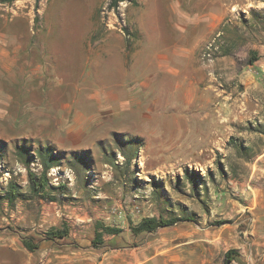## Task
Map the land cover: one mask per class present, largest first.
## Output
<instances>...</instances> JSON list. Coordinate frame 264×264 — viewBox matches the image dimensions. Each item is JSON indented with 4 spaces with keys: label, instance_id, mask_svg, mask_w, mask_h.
Segmentation results:
<instances>
[{
    "label": "rangeland",
    "instance_id": "374dc122",
    "mask_svg": "<svg viewBox=\"0 0 264 264\" xmlns=\"http://www.w3.org/2000/svg\"><path fill=\"white\" fill-rule=\"evenodd\" d=\"M47 1L0 3V35L9 29L16 41L17 32L40 28L46 75L67 86L43 95V86L31 85L23 94L17 50L0 46V193L12 183L24 196L0 199V229L37 245L69 240L98 260L161 233L198 232L221 238L205 245L213 258L232 250L227 264L241 263L242 254L247 264H264V229L255 224L256 210L244 208L264 191V0H123L114 9L110 0H52L41 26ZM171 8L186 15L187 28L176 27ZM145 12L156 18L147 22L151 40L138 55L141 68L159 72L158 55L177 41V73L140 79L152 91L136 101L135 115L117 116L112 104L99 111L93 99L113 103L123 87L112 38L121 36L126 50L139 40L133 46L141 48ZM104 36L112 37L105 52L93 47ZM65 127L73 130L67 138ZM37 142L60 155L46 175L47 193L65 186L55 204L29 189L27 171H42ZM20 145L32 156L28 163L19 161ZM148 218L172 223L135 232ZM63 227V238L51 235Z\"/></svg>",
    "mask_w": 264,
    "mask_h": 264
},
{
    "label": "crops",
    "instance_id": "0c3cea01",
    "mask_svg": "<svg viewBox=\"0 0 264 264\" xmlns=\"http://www.w3.org/2000/svg\"><path fill=\"white\" fill-rule=\"evenodd\" d=\"M50 1L52 0L46 2L45 6L43 7V12L39 16V24L41 26H43L42 21L47 9V5L50 3ZM171 9L173 11L172 14L175 15L174 18L176 22H178L176 27L181 28V30L187 28L189 24L183 22L186 20V15L177 13V9L175 8ZM140 17H143L141 20H144V24L139 25V29H141V32L143 33V39H141V41L142 43L145 42L149 44L148 42L151 40V37L148 34L146 27L150 26L147 22L155 20V13L145 12V14ZM196 17L197 14H195V18ZM38 29L40 28L35 30L28 28L17 32L16 41L9 38L15 36L13 35L15 32H11L9 29L1 31L3 34L0 35V46H7L13 48V50H17V67L19 70V78L21 79V88H23L22 93L26 94L28 92L26 87L31 85L43 86L41 89L43 95L57 86H63V88L67 90V86L64 84L62 85L61 83L57 84L56 79L53 78L52 75H46L48 72L47 65H45L43 62L45 49L43 45H45V42L42 37H37ZM111 38L112 37L104 36L100 39H97L94 41L93 47L97 46L99 51L102 50L105 52L107 47L111 46L109 43ZM112 39L119 42V47L116 51L121 57V75L123 77L121 84H123V87L121 86L122 89L120 90L119 94L116 93L113 103H109L108 101L110 100L101 98V96L93 100L96 101V106L98 107L99 111L101 110L105 112L111 110L112 104L114 107L113 112L117 116H126L127 114L135 115L137 112L141 111L140 105L142 104L141 102L137 103L136 101H145L148 99L152 91V86L148 85L150 82L147 83L138 81L142 78H149L155 74H161L165 72L167 74L175 75L177 72L173 67V62H176L178 59L182 58L183 55L179 56L178 42L174 41L173 46L168 50V52L161 53L157 57L156 65L159 72H144L139 64V62L143 60L144 57L138 55L139 53L143 52L142 49L144 48L145 43H143L141 48L134 47L133 44L135 42L138 44L139 40L137 41L132 39V41L135 42H133L130 48L126 50L125 45L122 43L123 38L121 36H114ZM138 49H140V51H138ZM6 60L14 61L12 57H7ZM31 61L33 63H31ZM143 63L146 64L145 60ZM149 64H151V62L148 63V65ZM30 70L38 72L37 75L33 77V72ZM50 78L55 79V81L51 83ZM127 79L130 80L127 82ZM135 79H137V82ZM141 88H144L145 91L141 90ZM178 90L179 89H177V91ZM132 103H136L135 107H131ZM62 109L68 111L70 106L62 105ZM64 129L65 130L63 132L66 133L67 136L65 138H67L72 129L69 127H65ZM32 143H34V141H32ZM49 145L51 146V144ZM0 154L3 155L4 158V153L0 152ZM51 203L55 204V202H50L49 204ZM244 208L248 210H256L257 215L254 219L255 224L258 228L264 229V191H255L254 196L252 198L250 197L248 205ZM190 235L191 233L185 232L177 235H167L161 233L143 243L139 248H132L124 253L121 252L115 253L114 255L111 254L98 260L91 257L89 251L87 250V252L75 250L72 247V242H69V240H65V243L62 244H59L53 240H49L47 242L46 240H42L38 244L37 248L31 251L27 249L25 245L26 239L20 235L19 231L8 230L4 228L0 229V264H223L222 256L213 258L211 254L205 252V245H207V243L217 245V243L221 241L219 236L216 238H203L198 232H195L193 236ZM239 260L241 263L246 261L247 264L249 258L246 257L245 254H242ZM241 263L235 261L231 262V264Z\"/></svg>",
    "mask_w": 264,
    "mask_h": 264
},
{
    "label": "trees",
    "instance_id": "16d2710c",
    "mask_svg": "<svg viewBox=\"0 0 264 264\" xmlns=\"http://www.w3.org/2000/svg\"><path fill=\"white\" fill-rule=\"evenodd\" d=\"M14 0H0V3H9L12 2ZM123 0H110L108 7L111 9L117 8L119 3L122 2ZM24 145V144H23ZM23 145L17 146V155L19 156V161L22 163H28L29 161L27 160L28 157L31 158V154H27L25 151V147ZM35 156L39 159L41 166H42V171L40 173L39 176H36L34 173H32L31 171H27V177H28V181L30 184V191L32 192V194L36 197V198H41V199H45L48 202H52V201H57L59 199V197L62 198V194H58L57 192L64 189L65 186L63 185H59L56 188H52L51 186H49V188L51 189V191L55 192H51L53 194H49L46 192L48 184H47V171L54 167L57 166V164L59 163V154H57V152H55V150L49 145V144H45L44 146L39 145L38 148L35 149ZM3 155L0 154V169L4 170L6 169L5 166L3 165ZM22 198L24 197L23 194H21L19 192V190L17 189V187L12 184L9 183L7 186V190L0 193V199L1 200H6L8 203H13L16 198ZM172 222L170 221H161V222H157L154 218H148V219H144L136 228H135V232H142V231H146V230H154L157 226H166L168 224H170ZM108 231L110 233H116L117 230L114 229H108ZM67 229L65 227H63L61 230H54L53 232H51V235L53 237H58V238H63L66 234H67ZM25 245L27 247V249L29 250H33L35 248H37V244H34L28 240H25ZM231 253L232 250H229L228 252H226L223 256L222 262L223 264H227L230 260H231Z\"/></svg>",
    "mask_w": 264,
    "mask_h": 264
}]
</instances>
